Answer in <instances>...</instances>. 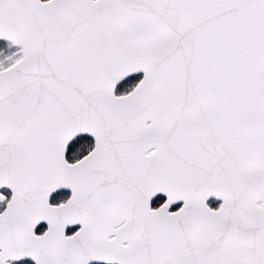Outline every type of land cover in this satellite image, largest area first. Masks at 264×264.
I'll use <instances>...</instances> for the list:
<instances>
[{"label":"snow or ice","instance_id":"snow-or-ice-1","mask_svg":"<svg viewBox=\"0 0 264 264\" xmlns=\"http://www.w3.org/2000/svg\"><path fill=\"white\" fill-rule=\"evenodd\" d=\"M0 264H264V0H0Z\"/></svg>","mask_w":264,"mask_h":264}]
</instances>
